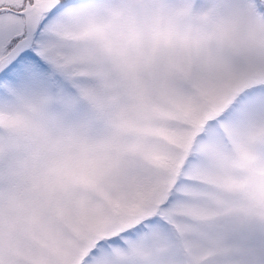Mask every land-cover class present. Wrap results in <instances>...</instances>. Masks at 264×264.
Here are the masks:
<instances>
[{"label":"snow or ice","instance_id":"obj_1","mask_svg":"<svg viewBox=\"0 0 264 264\" xmlns=\"http://www.w3.org/2000/svg\"><path fill=\"white\" fill-rule=\"evenodd\" d=\"M0 264H264V0H0Z\"/></svg>","mask_w":264,"mask_h":264}]
</instances>
